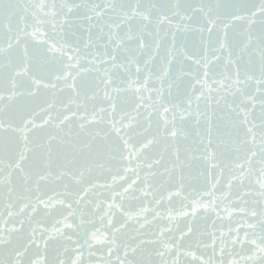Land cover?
<instances>
[{
  "label": "snow or ice",
  "instance_id": "obj_1",
  "mask_svg": "<svg viewBox=\"0 0 264 264\" xmlns=\"http://www.w3.org/2000/svg\"><path fill=\"white\" fill-rule=\"evenodd\" d=\"M85 208L107 223L81 244ZM94 244L95 264H264V0H0V264Z\"/></svg>",
  "mask_w": 264,
  "mask_h": 264
},
{
  "label": "water",
  "instance_id": "obj_2",
  "mask_svg": "<svg viewBox=\"0 0 264 264\" xmlns=\"http://www.w3.org/2000/svg\"><path fill=\"white\" fill-rule=\"evenodd\" d=\"M36 2H39V0H36ZM84 2H89V0H84ZM93 3H101L102 0H91ZM98 29H93V39H94V33H96ZM62 38L64 41L68 43L70 47H75L79 45L81 48L83 47V44L87 42L89 37V32L87 29V21L81 20L78 17H73L70 19L69 25H66L65 28L62 31ZM183 37L178 34L177 42L178 45L182 43ZM177 69L179 68V65L176 66ZM90 78V77H89ZM194 188H199V185L194 184ZM117 191H120L119 188L116 189ZM223 191L222 186H220L217 190V195H220ZM107 199H111V194H106ZM102 199L104 197H101ZM92 199H96V197H92ZM182 201L179 199H172L171 201H165L161 205V210L167 215V210L172 209L173 215H175V210L182 207ZM227 203V201H225ZM124 208L128 211H135L139 207V202L135 199H132L131 196L126 197V199L123 202ZM223 207V205H221ZM60 210L57 209V211L53 212L50 216H38L37 220H40L42 224L47 225L48 227H51L52 224L55 222V219L59 216ZM85 219L90 220L91 223H86L82 227H80L76 232H73V240L79 239L80 243L83 244L85 239L90 235L92 232H96L97 230H100L101 232L104 231L106 226V221L102 224L98 216L94 213L93 209L91 208H85ZM66 214V213H65ZM222 215H226L225 213H221ZM116 221L123 220V217L117 213L116 217L114 218ZM216 219V213L215 212H209L205 213L203 210H200V215L193 221V227L198 230H209V226L212 224L213 220ZM76 224H79V219L76 218L74 220ZM175 223H179L181 227L184 226V220L183 218H178ZM174 223V227H175ZM220 221L216 220L217 226L220 225ZM229 221L225 219L223 222V228L226 231ZM64 241L58 242V245L62 248ZM70 243V242H69ZM74 246V245H73ZM101 248H103V253L101 252ZM93 251H95V256L89 258L92 261V264H95V262L101 257V255L106 256L107 255V248L100 244H94L93 245ZM199 254V253H198ZM207 254H211V250H208ZM85 256L87 257V251H85ZM113 259H115V256H113ZM85 264H88V260L86 259Z\"/></svg>",
  "mask_w": 264,
  "mask_h": 264
}]
</instances>
